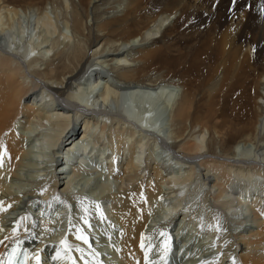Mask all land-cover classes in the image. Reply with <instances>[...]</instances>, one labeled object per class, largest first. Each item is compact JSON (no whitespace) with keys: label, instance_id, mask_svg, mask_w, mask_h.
<instances>
[{"label":"bare ground","instance_id":"6f19581e","mask_svg":"<svg viewBox=\"0 0 264 264\" xmlns=\"http://www.w3.org/2000/svg\"><path fill=\"white\" fill-rule=\"evenodd\" d=\"M85 3L41 0L0 5V204L5 209L0 212V264L15 239L29 247L32 264H36L37 253L41 264L71 263L69 259L57 263L48 252L49 246L61 245L62 232L54 230L63 217L54 211L57 217L51 215L53 221L40 218L46 216L41 206L49 211L56 207L51 199L55 193L58 202L65 199L72 205V223L63 240L72 250L75 264H94L90 257L97 258L95 264H145V245L152 231L176 226L172 217L181 215V222L188 218L182 201L199 193L190 192L191 183L198 181L208 187L204 196L214 190L212 198L220 207L228 212L233 209L229 212L232 217L244 213L250 222L246 226L255 227V231L247 228V236H232V251L239 245V251H244L240 263L264 264V157L255 156L264 149L261 0H238L234 7L230 0L218 4L216 0ZM60 21L70 36L59 28ZM175 87L180 88L176 99L172 97ZM31 94L24 103L23 98ZM110 102L114 111L108 110ZM166 112L169 143L161 138L157 125L158 114ZM155 148L163 153L179 149L182 159L154 154ZM98 151L108 154L102 157ZM193 155L209 158L193 162L189 160ZM37 159L44 160L43 166ZM84 159L87 162L81 164ZM53 162L56 167L51 173ZM90 163H97L99 170L102 164L109 178L115 179L95 196L96 190L88 184L90 177H82L95 170ZM75 175L81 177L77 180ZM170 184H180L177 195H172ZM243 186L247 188L238 192ZM85 189L92 200L83 195ZM183 191L191 195L186 197ZM230 193L236 196L231 199ZM26 195L28 199H22ZM161 196L169 201L163 206ZM32 198L42 201L38 207L34 202L26 206ZM99 199L110 202L105 209L111 221L97 219L92 201ZM85 206L91 227L81 220ZM15 210L19 212L11 225L10 214ZM157 214L168 221L149 231L150 216ZM195 214L189 215V221ZM216 215L210 214V225ZM193 226L198 227L197 221ZM86 230L96 241L92 245L97 256L90 251L88 257L83 248L89 244L76 239L78 234L86 236ZM224 248L214 264L226 263ZM201 251L197 247L187 260L195 261ZM194 264L206 261L202 258Z\"/></svg>","mask_w":264,"mask_h":264},{"label":"rangeland","instance_id":"374dc122","mask_svg":"<svg viewBox=\"0 0 264 264\" xmlns=\"http://www.w3.org/2000/svg\"><path fill=\"white\" fill-rule=\"evenodd\" d=\"M39 1H41V0H0V5L2 4V5H13V4H24V3H29V2H39ZM85 1L86 0H73V2L74 3H83V5H85L86 6V3H85ZM47 8H48V11H49V6H47ZM122 8V7H121ZM121 8H119V10L121 9ZM112 17H114V16H112ZM112 17H110V19L112 18ZM172 18V17H171ZM171 18H169L167 21H165L164 22V25H167L168 23H169V21L171 20ZM59 28H61V30L64 32V33H66L68 36H70L71 34H70V30L69 29H67V28H65V26L62 24V21H60L59 23ZM86 24L87 25H89V24H91V19L90 18H88V19H86ZM159 33L157 32V33H154V35H158ZM47 37H48V35L47 34H45ZM1 42H5V40H1ZM98 44H96L95 43V45L93 46V48L94 47H96ZM14 60H15V58H14ZM93 68H95V67H92V68H90L88 71H87V73H86V75L87 74H89L90 73V71L93 69ZM99 69H100V67H99ZM85 75V76H86ZM173 79L175 80V81H177L178 80V78L176 77H173ZM133 89V88H132ZM176 89V90H175ZM180 88L179 87H175L174 88V91H173V98H175L176 99V97L178 96V93H179V90ZM38 90V89H37ZM120 90H127V89H125V88H121ZM135 90H137V89H135ZM140 90H142V89H140ZM34 94H36L37 92L35 91H32ZM31 97H33V95L31 94V95H29V96H27V97H25V98H23V100H24V103H28L29 102V99L31 98ZM109 109L108 110H110V111H114L113 110V107H114V105H113V103L112 102H110L109 104H108V106H107ZM98 109V108H97ZM97 109H95V111L97 112ZM107 111V110H106ZM96 112H94V113H96ZM158 121H157V125L159 126V133H161L160 134V136H161V138L164 140V141H166L167 143H169V141L166 139V133H167V130H166V126H165V123H167V119H168V117H167V112L166 113H164V114H161L160 115V113L158 114ZM22 119V118H21ZM104 120V122L106 123V124H109V119H106V117L103 119ZM77 121L78 120H76V125H77ZM72 124V123H71ZM49 131V130H48ZM141 132V131H140ZM141 133H143V132H141ZM33 136V135H32ZM67 136V135H66ZM163 136V137H162ZM205 137L207 136V135H204ZM48 137V136H47ZM68 139L71 141L72 140V138L71 137H68ZM107 139L105 140L104 139V143H107ZM199 141H200V138H199ZM48 145V144H47ZM47 145H45L44 146V148H46V146ZM158 148H160V147H158ZM148 150V149H147ZM179 150V149H178ZM176 150V152H172L171 150H167L168 151V153L167 152H165V153H167V155L169 156V154L170 155H173V156H177V157H182L183 155V153L179 150ZM261 150H262V153H261ZM251 151V152H250ZM253 151V148H250V150H249V152H250V154L252 155L254 152H252ZM102 152L103 151H98V153L102 156V157H105L107 154H108V152H106V151H104L103 152V154H102ZM153 152H154V154L157 152V153H159L161 156H163L165 153H163V152H161V149H157V148H155L154 150H153ZM170 152V153H169ZM260 152V153H259ZM258 153L259 154H257V153H255V156L256 157H258V155H260L259 156V158H261L262 156L264 157V149H260V150H258ZM37 154V156H39L41 159L43 158V157H41V155H39L38 154V152L36 153ZM41 154V153H40ZM100 157V156H99ZM164 157H166V155H164ZM170 157V156H169ZM203 157H207V158H209V156H196V155H193V156H191L190 157V159L189 160H191V161H193V162H197L199 159H202ZM50 158V157H49ZM182 159V158H181ZM38 160V165H40V163L41 162H43L42 160H40V159H37ZM221 161H223L224 159H220ZM171 161H173V160H171ZM224 161H226V160H224ZM259 162H260V160H258ZM77 162H79V160L77 159ZM85 162H87L86 161V159H84V160H82L81 161V164H84ZM124 162H125V160H124ZM174 162V161H173ZM97 164V163H96ZM95 164V165H96ZM90 165H92L91 163H90ZM95 165H92L94 168H95V170H93V168H92V170L90 171L91 172V176H89V170L86 172V173H84L83 174V176L82 177H90V182L88 183L89 184V187H92V188H94L95 190H96V192L93 194V196H95V194L97 193V192H99V190H101L102 188H104V185L105 184H110L111 185V183H106V182H108V181H114L115 179H111V175H110V178H109V176H108V174H107V172H106V167L105 166H102V164H100V165H98L101 169L99 170ZM40 166H43V164H41ZM56 166H54V162H53V164H51V166H50V170H51V173H54V168H55ZM201 169V168H200ZM199 169V170H200ZM92 171H93V173H92ZM200 172V171H199ZM198 172V173H199ZM96 173V174H95ZM100 173L102 174L101 176H100ZM144 172H142V174H143ZM72 173L70 172L69 173V175H71ZM98 174V175H97ZM107 175V176H106ZM76 177H77V180H78V178H80L81 176H77V175H75ZM97 176H99V177H97ZM23 177V176H22ZM106 177V178H105ZM210 177H212V176H210ZM10 179V176L9 175H7V179ZM87 178H86V180H87ZM107 178H109V179H107ZM208 178V177H207ZM76 180V178H75V182L77 181ZM82 180L83 179H81V181L80 182H82ZM115 183H117V182H115ZM79 184H81V183H79ZM77 185V187H79L80 185ZM171 185V190L173 191V193H172V195H177V193H178V191H179V188H180V184H170ZM234 186H236L235 184H234ZM26 187L29 189V187L31 188L32 186L31 185H26ZM63 187V186H62ZM73 186H71V188H72ZM76 187V186H75ZM76 187V189H78ZM237 187V186H236ZM247 188V186H243L242 188H240L239 190H238V192L240 191V190H242V189H246ZM76 189L74 188V189H72L73 190V192L74 193H72L74 196H76L77 194H76ZM207 189H208V187L207 186H203V183H199V181L197 182V183H191V185H190V192L193 194V192L194 191H198L199 190V193H197V194H193V198H191V199H189V200H187V201H182V204L184 205L183 206V208H184V212L185 211H189V212H187L189 215H193V214H195V212H196V214H195V216H193L191 219V221H189V219H190V217H189V215H188V218H184V219H182V222H181V215L180 216H175V218L174 217H172V220H174L177 224H176V226H174V225H172V224H170V222H169V224L171 225H169V226H167L166 228L164 227L163 229L161 228V230L158 232V233H154V232H156L158 229H155V224H157V223H160V221L163 219V216L161 215V214H157L156 216H154V217H152V216H150V221H149V223L150 224H152V226L148 229L149 231H151V230H154V231H152V233H153V236L151 237V239L148 241V245H145V248L147 249V253H148V261H149V264H164V260L166 259V261H167V264H194V263H197V262H200L201 260H202V258H203V261H206V264H214V263H216L217 262V259H219V257H220V255H223V254H221L220 253V255H219V251L222 249V248H224L223 250H225V249H227L226 251H225V254H226V258H224V260H226L225 262V264H233L232 262H233V259L235 260V262H236V264H241L240 263V259H239V256L241 255V254H243L244 253V251H239L240 250V245H239V247H237L236 248V250H233L232 251V249L230 248V244L231 243H233V241H234V239H233V237L232 236H237L238 235V233L240 234V235H245L246 233V236L248 235V232H249V230H252V229H254L255 227H253L252 225L250 226L251 227V229L250 228H248V226H246V225H248L250 222L248 221V218H249V216H247L248 218H246V216H245V214L243 213L241 216H240V214H241V212H239V208L236 210V211H238L239 213H238V215H235V216H231L230 214H229V212H231V210H233V209H231V210H229V212H228V210L227 209H225V208H223V207H220L219 205H218V202L216 203L215 202V200H214V198H212L213 196H214V193H213V191H211V193H210V195H208V196H204V193L207 191ZM59 191H60V189H58ZM90 190V189H89ZM116 190V184H114L113 183V189H111V191H115ZM1 192V191H0ZM165 193H167L168 191H164ZM189 192V193H190ZM262 192V191H261ZM264 192V191H263ZM262 192V193H263ZM83 195H85V196H87L88 198H90V199H93L94 197L93 196H91L90 194H89V192H88V190H84L83 192ZM183 193H185L184 191H183ZM189 193H185L186 194V197L188 196V195H191V194H189ZM213 193V194H212ZM233 194V195H232ZM57 195L58 194H54L52 197H51V199L53 198V201L56 203H53L52 204V207H54L55 205H56V207L55 208H52V211H49L48 209L47 210H45L44 208H42L43 206H41L40 208L41 209H43V212H44V214L46 215L45 217H40V218H47L46 220H48V219H51L52 221L54 220L52 217H51V215L53 216V217H57L56 216V213L55 212H57L58 214V216H59V214H60V216L61 217H63L62 218V221H61V223H57L58 225H55V226H57V228L54 230V232L56 233V234H59V233H61L62 232V234H61V236L59 237V239H61V240H63V238H64V236H65V234H66V232H67V226H68V224H69V219H71L72 217L70 216V213H71V209H72V205H68V201H66L65 199H62V200H59V202H58V200H57ZM89 195H90V197H89ZM3 198H4V195H1ZM232 196L233 197H235L236 196V194L235 193H230V198L232 199ZM186 197L184 198L185 200H186ZM22 199H24V200H27L28 199V195H26V196H23L22 197ZM36 199V200H35ZM96 199H98V198H96ZM40 200H38L37 198H32V199H30L29 200V202L28 203H26V206L27 205H29L30 203H35V207H38V203H41L42 201H40ZM104 200H101V199H99L98 201L97 200H95V201H92V202H95L94 204L96 205V204H99L100 205V209H101V212H102V214H103V220H101V218H100V216L96 213V217H97V219L100 221V222H102V221H111L112 220V218H111V215H108V210L107 209H105V206H110V202H106V201H104ZM109 201V200H108ZM159 204L160 205H165L166 203H168L167 202V200H166V202H165V197L164 196H161V198H160V200H159ZM164 204H163V203ZM188 202V203H187ZM193 202V203H192ZM106 203V204H105ZM58 204V205H57ZM189 204V205H188ZM62 205V206H61ZM63 205H64V207H63ZM102 205V206H101ZM104 205V206H103ZM61 207V209H60V207ZM67 206V207H66ZM190 209H189V208ZM26 207H24V209H25ZM59 208V209H58ZM74 208V207H73ZM186 208H188V209H186ZM63 209V210H62ZM32 210V209H31ZM21 211V213L22 214H24L23 212H24V210H20ZM42 211V210H41ZM55 211V212H54ZM59 211H62L61 213H59ZM73 211H74V209H73ZM80 211V210H79ZM19 212V210H15V211H12V215L10 214V219H9V221L12 223L11 225H13L14 224V222H15V220H16V216H17V213ZM214 212V214H217L216 215V217H215V222L213 221V224L212 225H210V214H212ZM21 213H20V215H21ZM80 213H81V216H83L84 215V212H82V211H80ZM226 213H228V214H226ZM175 214V213H174ZM181 214H183L182 212H181ZM20 215H18V216H20ZM151 215V214H150ZM40 216H42V213L40 214ZM51 218H50V217ZM49 217V218H48ZM236 217V218H235ZM89 221H90V217H89V215H87V217H86ZM227 218H229V219H227ZM233 219V221H231ZM154 220V221H153ZM197 221V225H198V227L197 226H193L194 225V223ZM238 220V221H237ZM245 220V221H244ZM32 221V220H31ZM242 222V221H244L245 223H240V222ZM236 222H238L237 224H235ZM249 222V223H248ZM91 224V223H90ZM154 224V225H153ZM162 224V223H161ZM4 226V225H3ZM193 226V227H192ZM217 227L219 228V231H217ZM253 227V228H252ZM191 228V229H190ZM195 228V229H194ZM249 230H248V229ZM185 229V230H184ZM245 229V230H244ZM177 230H179V232H178V234H176L175 235V233L177 232ZM182 232H181V231ZM194 230V232H192ZM198 230V231H197ZM256 229H254V231H255ZM114 231V230H113ZM191 231V232H190ZM212 231H214V233L212 232ZM161 232H163V233H165V235L164 236H161ZM242 232V233H241ZM89 234V232L86 230V232L84 231V234L86 235V234ZM104 233H108L106 230H105V232ZM213 233V234H212ZM159 234V235H158ZM208 234L210 235V236H208ZM212 234V235H211ZM236 234V235H235ZM152 235V234H151ZM91 236V235H90ZM90 236L89 235H86V237L88 238V240H89V245L87 246V247H85V248H83L85 251H87V255H88V257L89 256H91L92 254H91V252L90 251H93V248H94V245H92V243L94 244V242H96V241H94L93 242V240H92V236H91V238H90ZM178 237H179V239H178ZM32 238H35V235H33L32 234ZM158 239V240H157ZM197 241H196V240ZM201 240V241H200ZM233 240V241H232ZM236 240V239H235ZM66 241V240H65ZM229 241H230V243H229ZM237 241H239V239L237 240ZM237 241H235V242H237ZM241 241V240H240ZM31 242H32V244H35V241H33L32 239H31ZM59 242H61V241H59ZM165 242H167V246H168V248H169V251L167 252V253H165L164 252V248L162 247V245H164L165 244ZM197 242V243H196ZM201 243H203L202 245H199V244H201ZM31 244V245H32ZM186 244V245H185ZM190 245V246H189ZM199 245V246H198ZM206 245V246H205ZM226 245V246H225ZM228 245H229V247H228ZM150 246V247H149ZM189 248H188V247ZM205 246V248L203 249V247ZM218 246V247H217ZM242 246V245H241ZM90 247V248H89ZM197 247H202V251H201V253L198 255V256H196L197 257V259L195 260V261H190V260H187V258L193 253V251H195L196 249H197ZM249 247V246H248ZM54 248H56V249H54ZM61 249V258H59V259H57V263H59V261L60 260H64V261H66V263L68 262L67 260L68 259H66L65 258V254H64V251H63V249H64V245H57L56 247L55 246H49V256L52 258L53 256H55L56 255V251H57V249ZM92 248V249H91ZM221 248V249H220ZM90 249V250H89ZM145 249V250H146ZM245 249H247L248 250V248H245ZM190 250V251H189ZM192 250V251H191ZM103 252H106V249L105 250H103ZM190 253V254H189ZM91 254V255H90ZM95 254V255H94ZM99 254V253H98ZM210 254H212V255H210ZM216 254V255H215ZM229 256H228V255ZM231 254V255H230ZM62 255H63V257H62ZM68 256H70L71 255V258L72 259H74L73 258V255H72V250L67 254ZM93 255L94 256H97V254L96 253H94V251H93ZM210 255V256H209ZM101 256V254H99V257ZM162 256L164 257V259H162ZM231 256V257H230ZM232 256H234V258H232ZM90 260H92L93 261V263L95 264V262L94 261H98L97 260V258L95 257H90L89 258ZM94 259H96V260H94ZM173 260L174 262H172V261H170V260ZM185 259V260H184ZM232 259V260H231ZM76 262V261H75ZM100 262V261H99ZM71 264V263H70Z\"/></svg>","mask_w":264,"mask_h":264},{"label":"snow or ice","instance_id":"6c2138e0","mask_svg":"<svg viewBox=\"0 0 264 264\" xmlns=\"http://www.w3.org/2000/svg\"><path fill=\"white\" fill-rule=\"evenodd\" d=\"M238 0H230V5L232 7H234L237 4ZM216 3H219V0H216ZM260 11L261 13H264V0H261V4H260ZM256 49L255 46L253 47V53H255ZM10 207V205H9ZM4 207L2 206V204H0V212L4 211ZM95 211L96 213L100 216L101 220H103V214L101 212L100 209V205L96 204L95 205ZM83 212L84 215L81 216V220L83 221L84 225H87L88 227H91L89 220L86 218L88 213H89V208L88 207H84L83 208ZM21 220H25L27 219V217H21ZM72 221L71 219H69V224H71ZM17 227H19V222H17ZM3 229H0V231H2ZM16 228H13V233H15ZM217 231H219V228L217 227ZM81 230L79 228H77V233H80ZM165 233L161 232V236H164ZM5 239H7V237H5ZM77 240H82L85 244L89 243V240L86 236L82 235V234H78L76 236ZM142 242H141V249L144 248V244H143V236H142ZM22 243V241H17V247H14L12 249V251L8 254V261L7 264H28V260H29V252L27 250H24V259L23 260H18V259H14V257H18L19 253H18V247L19 244ZM61 245H64V254H65V258L71 260V264H75L74 259H72L71 257H69L67 254L71 251V249L66 245V241L65 240H61ZM150 247V246H149ZM162 247L164 248V252L167 253L169 251V248L167 246V242H165L164 245H162ZM61 258V249H57L56 251V255L52 257V259L55 261L57 259ZM162 259H164V257L162 256ZM36 264H41L40 259H39V254L37 253L36 255ZM145 264H149L148 261V253L145 252ZM164 264H167L166 259L164 260ZM233 264H236L235 260L233 259Z\"/></svg>","mask_w":264,"mask_h":264}]
</instances>
